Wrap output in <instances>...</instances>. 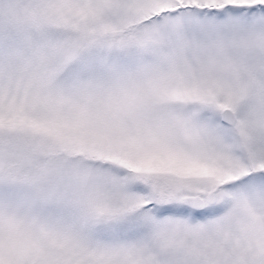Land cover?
Wrapping results in <instances>:
<instances>
[{"label": "snow or ice", "instance_id": "obj_1", "mask_svg": "<svg viewBox=\"0 0 264 264\" xmlns=\"http://www.w3.org/2000/svg\"><path fill=\"white\" fill-rule=\"evenodd\" d=\"M0 264H264V0H0Z\"/></svg>", "mask_w": 264, "mask_h": 264}]
</instances>
